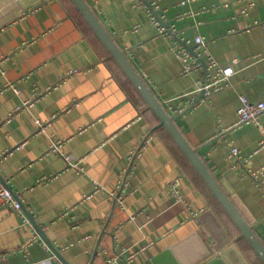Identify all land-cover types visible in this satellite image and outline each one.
Wrapping results in <instances>:
<instances>
[{
    "label": "crops",
    "instance_id": "obj_1",
    "mask_svg": "<svg viewBox=\"0 0 264 264\" xmlns=\"http://www.w3.org/2000/svg\"><path fill=\"white\" fill-rule=\"evenodd\" d=\"M86 1L157 99L188 106L170 111L180 130L264 226V177L245 171L264 167V132L237 123L241 95L264 101V0ZM147 1L170 31L158 30ZM175 35L196 51L202 35L220 64L235 67L231 84L196 103L203 71L183 73ZM159 122L72 0H0V173L71 264H106L120 250L135 264H227L212 248L240 231ZM55 138L61 152H48ZM230 145L258 151L243 167ZM237 243L251 264H264L244 238ZM0 264L64 263L6 204Z\"/></svg>",
    "mask_w": 264,
    "mask_h": 264
},
{
    "label": "water",
    "instance_id": "obj_2",
    "mask_svg": "<svg viewBox=\"0 0 264 264\" xmlns=\"http://www.w3.org/2000/svg\"><path fill=\"white\" fill-rule=\"evenodd\" d=\"M72 2L76 5L77 9L81 13L82 16L86 19L89 23L90 27L97 34L99 39L101 40L104 47L109 50L112 57L118 63V65L124 69L128 78L130 79L131 83L134 84L137 91L142 95L144 100L148 103L149 108L155 113L156 117H159L160 122L158 123L159 126H163L167 129L169 134L172 135L175 142L181 148V150L185 153L188 160L192 164L193 167L197 169L201 177L203 178L206 185L209 186L210 190L214 193L217 200L222 204L228 215L231 219L234 220L236 223L240 234L237 235L236 239H230L226 246H214L213 251L216 253L214 259H220L227 264H251L249 260L245 257L244 253H242L239 245L237 243L240 239H245L252 248L257 252L260 259L264 263V243L262 242L260 236L264 233V226L262 223H257L255 218L252 216L246 215V211L241 210L238 207L239 202L237 201V197L231 193H228L221 184L218 179L215 177L213 172L210 168L207 167L205 161L197 151V148L192 146V144L188 141L185 134L182 133L179 126L177 125L176 119L179 114H170L161 100L157 99L155 94L153 93L152 89L150 88L149 84L146 83L142 75L137 71L136 67L133 66L131 61L126 55L124 49H121L116 41L114 40L113 36L105 25L101 22L99 17L96 15L90 4L86 0H72ZM148 5L150 6L152 12L158 14V11L154 9L152 3L147 1ZM161 22L169 29V24L165 22L163 18H160ZM170 31V29H169ZM181 44H183L190 52H193L195 55L197 51L195 50L194 45H187L182 39L179 38ZM203 64L205 65V69H207V64L203 60ZM203 96V92H201L200 97H198L199 102L200 98ZM194 103V105L196 104ZM155 129V128H154ZM0 179L4 184L12 187L7 182L6 179L0 173ZM15 192V190H13ZM16 193V192H15ZM17 197L18 194H16ZM20 198V197H19ZM23 207L28 214L32 224L35 225L39 235L47 242V244L51 247L54 254L57 258H60L64 264H71L67 258L64 257L63 253L60 251L59 248L55 246V244L49 239L46 230L43 228L42 225L38 224L34 215L29 211V209L23 204ZM223 247V248H222ZM212 253V252H211ZM213 259V260H214Z\"/></svg>",
    "mask_w": 264,
    "mask_h": 264
},
{
    "label": "built area",
    "instance_id": "obj_3",
    "mask_svg": "<svg viewBox=\"0 0 264 264\" xmlns=\"http://www.w3.org/2000/svg\"><path fill=\"white\" fill-rule=\"evenodd\" d=\"M154 7V4H152ZM251 6V4H250ZM155 8V7H154ZM246 8H244V11ZM151 19L157 23L158 30L161 33H167L168 28L161 22L160 18H163L160 15V18L157 14H154L152 10L149 11ZM172 31V29H171ZM175 39H173V50L176 51L180 61L183 65V73H191L194 70L203 71L202 78L199 79V86L194 90L196 92H203L202 99H207L209 95L215 91H219L226 86L231 84V77L236 73V69L232 64H228L223 66L220 64L216 58V56L206 47V39L202 35H197L194 39L197 47V54L195 55L193 52H190L181 42L179 41L178 35H175ZM187 45L190 41H184ZM203 60L207 64V69H205V65L203 64ZM241 105L238 109V113L240 118L238 120V124H243L245 122H253L262 132H264V124L262 121V116L264 113V101L256 102L248 98L246 95H241ZM201 100V99H200ZM170 103L171 100H168ZM189 102H195V99H192ZM168 103V107L166 106V110L170 113L173 112H184L188 106H179L174 107L173 105ZM171 114V113H170ZM37 126L39 129H42L46 126V123L41 121L40 119L36 120ZM62 140L55 138L52 141L50 149L48 152H61ZM264 145V137L262 141L259 143V147ZM228 157L233 159L236 162H239L243 167L247 159L254 153L258 151V149L253 150L252 152L243 151L239 147L235 145L229 146ZM68 163V166L79 165V160L74 155L62 153ZM2 160V156H0V161ZM245 171L247 174H250L257 182H262V178L264 177V167L259 170H252L248 167H245ZM95 190H101L102 187L96 183ZM110 194L115 197L116 200L120 204L123 203L124 196L121 192L117 190H111ZM91 195H88L89 198ZM8 205L13 211L19 213L22 216V219L25 223H29V216L26 213L23 207V200L16 196V193L10 189L6 184L2 182L0 179V205ZM106 264H135V256L134 253L126 254V250L117 251L113 256L107 260Z\"/></svg>",
    "mask_w": 264,
    "mask_h": 264
},
{
    "label": "trees",
    "instance_id": "obj_4",
    "mask_svg": "<svg viewBox=\"0 0 264 264\" xmlns=\"http://www.w3.org/2000/svg\"><path fill=\"white\" fill-rule=\"evenodd\" d=\"M75 5V4H74ZM75 7H76V5H75ZM76 9H77V7H76ZM78 10V9H77ZM78 13L81 15V13L79 12V10H78ZM82 16V15H81ZM83 17V19H84V21L86 22V24L88 23L87 21H86V19L84 18V16H82ZM89 24V23H88ZM111 55V54H110ZM111 57H112V55H111ZM113 58V57H112ZM114 59V58H113ZM115 60V59H114ZM163 127V126H162ZM172 136V135H171ZM174 139V138H173ZM175 141V140H174ZM195 168V167H194ZM199 173V172H198ZM209 187V186H208ZM210 189V188H209Z\"/></svg>",
    "mask_w": 264,
    "mask_h": 264
}]
</instances>
